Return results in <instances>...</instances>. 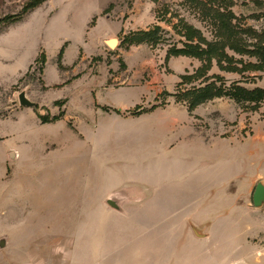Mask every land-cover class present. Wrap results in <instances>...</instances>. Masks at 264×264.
<instances>
[{"label":"rangeland","instance_id":"1","mask_svg":"<svg viewBox=\"0 0 264 264\" xmlns=\"http://www.w3.org/2000/svg\"><path fill=\"white\" fill-rule=\"evenodd\" d=\"M30 1L0 0V236L19 248L7 254L24 264H264V204L251 201L264 185V104L250 112L220 98L189 113L172 95L200 62L163 64L185 25L208 41L250 43L264 30V0H46L24 13ZM102 30L113 49L103 51ZM225 53L239 68L255 63ZM208 76L264 89L263 72L228 73L215 60ZM20 93L35 106H19Z\"/></svg>","mask_w":264,"mask_h":264},{"label":"trees","instance_id":"2","mask_svg":"<svg viewBox=\"0 0 264 264\" xmlns=\"http://www.w3.org/2000/svg\"><path fill=\"white\" fill-rule=\"evenodd\" d=\"M45 1L31 0L23 7V12L25 13L30 9H34ZM230 1L233 2V0ZM255 3L259 6L264 4L258 1ZM209 12L219 13L218 10L212 11L211 9H209ZM227 14L233 17L230 12H227ZM229 26V21H226L222 25V29H227ZM158 29V27L154 28L155 31ZM184 30L185 43L182 44V48H171L167 50L163 64L168 63L170 58L191 57L197 59L200 62V66L192 74L179 77L180 81L176 86L177 90L172 95L175 102L185 105L188 112L192 113L196 107L205 102L213 99L228 98L244 110L257 112L264 104V89L259 87L247 89L240 85L239 82L225 86L220 76L209 77L208 72L211 69L212 61L215 60L217 67L224 72L237 73L239 75L257 71L264 73V30L260 33L251 32L250 30L249 32L253 33V41L250 43L234 42V44H226L218 40L208 41L202 36L201 32L191 26L185 25ZM150 34H152L151 31L140 32V35L146 37H149ZM137 41L139 44L143 40ZM225 49L233 51L240 56L253 58L255 63L244 64L240 61L239 64L243 66L239 68L233 63V58L225 53ZM41 57L44 60V56L41 55ZM198 81L200 82L198 86L182 89L183 86L191 85Z\"/></svg>","mask_w":264,"mask_h":264},{"label":"crops","instance_id":"3","mask_svg":"<svg viewBox=\"0 0 264 264\" xmlns=\"http://www.w3.org/2000/svg\"><path fill=\"white\" fill-rule=\"evenodd\" d=\"M103 12H104V10L101 12V14H103ZM101 18V17H100ZM100 18H98L97 19V21H96V24H95V26L97 25V22H98V20L100 19ZM95 19V18H94ZM92 21H93V19H92ZM106 21H107V19H106ZM94 23V22H93ZM120 29V28H119ZM102 32H103V30H102ZM109 35V32L108 31H104L103 32V37L101 38V41H102V43H104L105 45H103V47H104V49H103V51H108V49H113V48H109L108 46H107V44H106V40L104 39L105 37H107ZM108 39H112V38H108ZM102 50L100 51V54H102V52H103ZM80 54H85L84 52H83V49H81V52H80ZM79 54V55H80ZM11 151H6V155H7V162H9V163H14L15 162V160L17 159V151H16V149H14V148H11L10 149ZM10 244H9V239H8V237L6 236V235H2V236H0V251H6V253L5 254H3V256H1L0 257V264H24L23 262H22V260H18V258H16V256H13L12 254L9 256L8 254H7V250L8 249H10ZM11 249H16V250H18L17 248H13V247H11ZM25 251H29V253L30 254H32L33 252H35V250H32V248H28V249H25ZM32 261V263L33 264H37V263H35L34 262V260L32 259L31 260Z\"/></svg>","mask_w":264,"mask_h":264},{"label":"water","instance_id":"4","mask_svg":"<svg viewBox=\"0 0 264 264\" xmlns=\"http://www.w3.org/2000/svg\"><path fill=\"white\" fill-rule=\"evenodd\" d=\"M117 41L116 39L112 38L106 41V44L109 48H114ZM18 104L24 108H33L35 104L29 101L24 93H20L18 95ZM252 205L255 208H260L264 204V185L261 183H257L253 190L251 196Z\"/></svg>","mask_w":264,"mask_h":264}]
</instances>
